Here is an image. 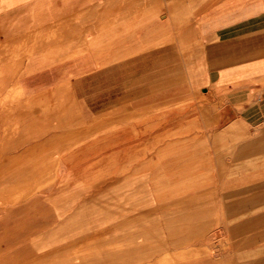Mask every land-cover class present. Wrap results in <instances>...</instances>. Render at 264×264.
Listing matches in <instances>:
<instances>
[{"label": "crops", "instance_id": "0c3cea01", "mask_svg": "<svg viewBox=\"0 0 264 264\" xmlns=\"http://www.w3.org/2000/svg\"><path fill=\"white\" fill-rule=\"evenodd\" d=\"M114 73L157 74L148 87L155 88L153 103L159 107L163 89L174 90V97L165 96L173 102H179L175 91L184 83L188 91L201 93L203 101L186 97L184 108L154 118L201 120V129L155 132L186 137L196 132L200 157L185 141L156 151L160 165L152 176L160 182L153 192L145 185L151 172L144 164H138L136 191L114 175L81 183L65 179L59 214L85 215L71 211L90 202L84 210L97 218V231L112 226L129 234L130 227L144 228L148 216L155 218L150 219L155 232L169 241L200 234L203 246L211 234L253 230L258 216H264L258 212L264 208V0H0V90L21 92V102L10 103H32L55 89H72L81 102L78 91L89 88L93 100L88 104L108 109L114 106L108 92ZM146 88L144 81L127 82L123 104L137 97L145 106ZM174 150H181L174 153L179 156L162 162L163 153ZM113 165L119 164H107L112 172L130 168ZM177 185L194 187L176 193ZM147 191L155 206L149 211ZM131 195L136 209L130 208Z\"/></svg>", "mask_w": 264, "mask_h": 264}, {"label": "rangeland", "instance_id": "374dc122", "mask_svg": "<svg viewBox=\"0 0 264 264\" xmlns=\"http://www.w3.org/2000/svg\"><path fill=\"white\" fill-rule=\"evenodd\" d=\"M112 76L113 88L108 92L112 94L109 102L112 105V98L114 106L108 109L104 104H88L93 100V90L89 88L78 91L81 102L74 90L55 89L24 104L10 103V99L21 97L20 90H0V264H264V216L260 215L253 230L247 232L241 227L233 234L218 237L211 234L203 246L196 237L200 234L192 240L177 237L169 241L164 238L165 233L155 232L154 220L150 221L154 217L148 216L144 228L130 227L129 234L123 235L121 228L112 226L97 231V218L89 216V209L84 210L91 206L90 202L82 209L71 211L85 215L70 218L59 214L63 211L58 209V198L64 194L61 189L65 179L69 183H81L90 182L91 177L114 175L124 178L136 191L138 164H144L146 171L151 172L145 176V185L153 192L158 190L160 182L159 176H152L160 165L156 151L171 141H185L190 144L192 154L200 157L201 137L196 132L187 137L175 133L157 136L155 132L160 128L201 129V120L157 122L154 118L155 114L170 113L174 107L184 108L187 98L203 101L201 93L188 91L182 82L181 91H175L179 102L165 97H174L171 96L174 90L167 88L161 90L164 101L159 107L153 103L155 88L148 87L154 84L157 74L114 73ZM138 81L147 85L145 106L144 99L137 97L132 103L123 104L127 100L123 95L127 91L125 84ZM91 107L99 109L98 113L91 111ZM127 128L130 136L124 135ZM180 151L163 153L162 162L173 161L179 156L174 153ZM183 162L177 159L176 164ZM107 164H130V168L112 172ZM82 187L86 190L90 185ZM193 187L177 185L174 192ZM87 194L82 191V196ZM157 195L160 198L161 193ZM132 198L131 195L130 208L136 209L138 202ZM145 206L146 211L155 207L148 191ZM263 211L264 208L258 210L259 214Z\"/></svg>", "mask_w": 264, "mask_h": 264}, {"label": "bare ground", "instance_id": "6f19581e", "mask_svg": "<svg viewBox=\"0 0 264 264\" xmlns=\"http://www.w3.org/2000/svg\"><path fill=\"white\" fill-rule=\"evenodd\" d=\"M184 123V122H183ZM183 126H184V124H183ZM33 134V133H32ZM181 141H175V143H180ZM175 143L173 142V144L172 145H175ZM171 145V143H168L167 144V146H170Z\"/></svg>", "mask_w": 264, "mask_h": 264}]
</instances>
